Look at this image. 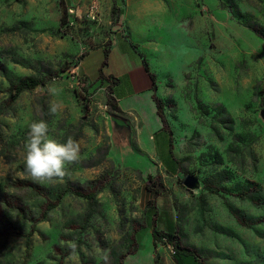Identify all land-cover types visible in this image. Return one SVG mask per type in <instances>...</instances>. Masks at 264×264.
<instances>
[{
    "label": "rangeland",
    "instance_id": "374dc122",
    "mask_svg": "<svg viewBox=\"0 0 264 264\" xmlns=\"http://www.w3.org/2000/svg\"><path fill=\"white\" fill-rule=\"evenodd\" d=\"M194 2L188 16L151 23L148 52L132 43L171 132L178 165L168 172L136 149L127 115L111 110L124 88L98 79L97 49H109L120 12L94 22L59 0H0V215L10 227L0 264H177L172 244L154 243L155 229L166 232L163 212L203 263L264 264V0ZM25 76L48 83L11 102L10 83ZM39 120L49 138L81 145L63 180L25 172L28 126ZM150 176L163 184L158 197ZM192 176L196 189L186 185ZM78 187L100 190L93 208L69 193L44 216L46 202Z\"/></svg>",
    "mask_w": 264,
    "mask_h": 264
},
{
    "label": "crops",
    "instance_id": "0c3cea01",
    "mask_svg": "<svg viewBox=\"0 0 264 264\" xmlns=\"http://www.w3.org/2000/svg\"><path fill=\"white\" fill-rule=\"evenodd\" d=\"M87 1L59 0V3L65 10L79 16L87 12ZM115 4L119 7L120 15H118L124 24L122 23L121 29L113 32L108 65L104 74L106 77L121 79L117 87L122 86L124 89L116 93L115 87L113 95L120 109L129 118L126 132L132 134V140L134 138L137 140L136 149L147 156L150 155L159 167H164L168 172H176L178 162L170 151L168 131L164 130L163 121L152 98L153 81L132 43L139 44L145 52H148L152 36L151 33H147V29L150 31L151 23L156 27L161 17L172 13L177 15V12L178 15L188 16L192 13L195 2L194 0H103L102 15L105 20ZM154 37L161 38L159 34ZM97 50L105 51L103 46ZM153 50L157 53L160 47H155ZM83 64L84 60L80 67L89 77Z\"/></svg>",
    "mask_w": 264,
    "mask_h": 264
},
{
    "label": "trees",
    "instance_id": "16d2710c",
    "mask_svg": "<svg viewBox=\"0 0 264 264\" xmlns=\"http://www.w3.org/2000/svg\"><path fill=\"white\" fill-rule=\"evenodd\" d=\"M119 13V7L115 4L112 10V15H117ZM134 49L138 52L139 56L142 58L144 67L148 75L153 81V84L155 85V75L151 72L149 64L147 59L145 58L144 54L139 52L137 49V46L133 45ZM105 61L103 63V68H105L108 65V58L110 55V49H105ZM103 68L100 71L99 81H106L108 83L112 82L114 86H117L120 84L121 79H117L113 76L106 77ZM48 83V79L39 78L35 76H25L17 81H13L10 83V86L8 88V92L11 96V102L16 101L19 99V97L26 91H30L33 89H36L39 86H44ZM114 96V95H113ZM116 100V99H115ZM109 106L112 111H115L117 113H121L122 110L120 109L117 100L112 101L109 103ZM157 108H158V114L161 118H163V111H162V104L161 102H157ZM165 131H168L164 127ZM169 139H170V146H171V154L172 157H174L173 151H172V136L171 132L168 131ZM148 191L153 194L155 197L160 196L163 193V184L161 182H156V177L150 176L148 180ZM100 190L97 191H90L87 192L85 189H82L78 187L77 189L68 188L65 189L63 192H61L57 199L54 201H48L45 203L44 207V216H48L55 208L59 206L61 201L64 199V197L69 194H75L77 196H80L82 198H85L89 202L90 209L93 208V206L96 203L97 194ZM3 216L0 215V226L3 224ZM166 226V232L160 233L157 229L153 231V239L154 243L156 244L159 240H166L169 244H172L174 247V258L177 264H205L201 259L190 249L185 248L181 245V243L178 241V238L176 236V223L172 218H169L166 213H164V216L161 219ZM6 221V220H5ZM8 221H6V226L0 227V234H8L10 232V227L7 226ZM3 232V233H2ZM12 234H19V233H11ZM22 236V235H20Z\"/></svg>",
    "mask_w": 264,
    "mask_h": 264
},
{
    "label": "clouds",
    "instance_id": "9594fccd",
    "mask_svg": "<svg viewBox=\"0 0 264 264\" xmlns=\"http://www.w3.org/2000/svg\"><path fill=\"white\" fill-rule=\"evenodd\" d=\"M58 105L50 106L56 113ZM24 145V169L35 182H55L68 175V166L79 161L81 145L69 136L63 143L49 138V125L45 120L32 122Z\"/></svg>",
    "mask_w": 264,
    "mask_h": 264
},
{
    "label": "built area",
    "instance_id": "2783aa9c",
    "mask_svg": "<svg viewBox=\"0 0 264 264\" xmlns=\"http://www.w3.org/2000/svg\"><path fill=\"white\" fill-rule=\"evenodd\" d=\"M102 4L103 0H88L87 1V12L85 15H79V17L88 18L94 22L100 21L102 16Z\"/></svg>",
    "mask_w": 264,
    "mask_h": 264
},
{
    "label": "water",
    "instance_id": "95a60500",
    "mask_svg": "<svg viewBox=\"0 0 264 264\" xmlns=\"http://www.w3.org/2000/svg\"><path fill=\"white\" fill-rule=\"evenodd\" d=\"M186 185H188L190 188L196 189L199 186V181L197 177H188L186 179Z\"/></svg>",
    "mask_w": 264,
    "mask_h": 264
}]
</instances>
